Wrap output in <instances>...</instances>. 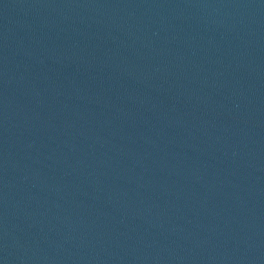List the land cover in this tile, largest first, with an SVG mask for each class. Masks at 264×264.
<instances>
[{
  "label": "water",
  "instance_id": "obj_1",
  "mask_svg": "<svg viewBox=\"0 0 264 264\" xmlns=\"http://www.w3.org/2000/svg\"><path fill=\"white\" fill-rule=\"evenodd\" d=\"M0 264H264V0H0Z\"/></svg>",
  "mask_w": 264,
  "mask_h": 264
}]
</instances>
